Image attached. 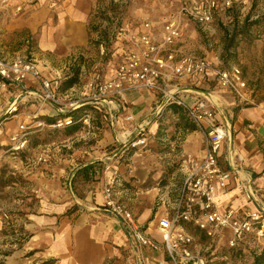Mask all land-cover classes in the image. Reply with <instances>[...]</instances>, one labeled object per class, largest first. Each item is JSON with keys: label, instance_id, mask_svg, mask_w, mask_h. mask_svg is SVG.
<instances>
[{"label": "crops", "instance_id": "obj_1", "mask_svg": "<svg viewBox=\"0 0 264 264\" xmlns=\"http://www.w3.org/2000/svg\"><path fill=\"white\" fill-rule=\"evenodd\" d=\"M181 2L178 0L180 5ZM170 15L171 12L164 11L159 18H165L162 20L165 22ZM88 17L89 13L82 12L83 23L77 35L68 29L59 44L48 40L46 49L52 59L46 62L35 59L42 77L47 80H66L70 68L79 66L78 81L61 93L63 101L72 96L81 98L80 89L92 75V67L84 61L59 60L75 50L81 54L90 47ZM126 22L130 32L146 30L140 21ZM162 22L153 23L148 30L157 41L162 37ZM178 23L181 37L173 48L183 55L206 57L195 54L190 48L189 41L194 45L196 36L189 21L183 18ZM123 36L113 44L112 64L130 48L126 34ZM238 51L244 52L239 53L237 63H229L227 67L234 65L241 72L242 98L219 87L211 72L194 83L182 80L176 85L182 89L180 96L186 100L205 97L219 122L226 126L228 134L220 146L218 161L233 175L228 190L217 196V205L221 209L247 207L258 212L264 211V35L251 46L241 44ZM26 83L29 91L24 96L18 94L14 86L12 91L0 92V119L4 114L8 117L0 125V148L3 147L0 167L10 165L7 168L22 180L12 182L14 187L3 186V194L16 192L13 203L6 204L0 199L3 209L11 205L16 211L12 214L14 217L10 215L16 227L15 240L22 243L23 249L36 253L38 259H52L55 264L120 261L135 264L127 232L103 206L104 185L116 172L113 186L116 197L130 207L148 234L161 242L156 222L167 214V203L157 206L156 202L159 197L168 202L190 170L188 159L202 157L203 133L177 106L165 107L157 115L162 98L146 89L128 90L123 102L118 99L120 103L106 102L100 110L90 112L88 124L78 122L53 128L57 119L64 118L59 116L67 111L60 113L51 104L38 110V102H34L38 101L39 85L32 79ZM14 100L16 106L8 113ZM129 115L133 119L125 120ZM141 125L149 132L147 146L137 151L120 149L118 141L123 143L126 137L134 136ZM19 126L27 128L25 149L32 153L30 158L19 157L21 150L10 148L11 137L19 133ZM108 164L115 170H105ZM248 188L254 193L251 200L246 197ZM147 253L156 258L164 255L162 251Z\"/></svg>", "mask_w": 264, "mask_h": 264}, {"label": "built area", "instance_id": "obj_2", "mask_svg": "<svg viewBox=\"0 0 264 264\" xmlns=\"http://www.w3.org/2000/svg\"><path fill=\"white\" fill-rule=\"evenodd\" d=\"M218 2L182 0L178 15L207 28L216 20ZM222 3L229 6L231 0H224ZM253 17L250 15V19ZM140 24L146 29L144 32H130L126 21L117 28L116 39L119 36L124 37L125 33L130 48L114 64L110 59L92 66L91 77L80 89L81 98L67 96V100H61V93L56 92L59 78L44 79L35 59L23 55L11 59L0 56V92L12 91L14 86L18 89V94L24 96L29 91L26 82L32 79L39 85L36 93L38 109L51 104L60 113H65L85 105H92L100 110L106 102H123V96L128 90L146 89L162 98L158 102L157 115L167 106L181 108L188 120L203 133L205 150L202 157L188 159L190 170L181 185L172 192L168 202L161 197L156 202L157 206L167 203V214L156 222L161 242L153 239L146 227L138 222L130 207L116 197L113 190L116 172H113V178L103 187V206L127 232L135 264H231L230 254L218 255V251L222 249L219 246L220 241L224 239L223 247L232 253L257 248V240L264 237V211L257 212L247 207L244 210L221 209L217 205V196L228 190L233 175L230 170L221 167L218 161L220 146L228 134L226 126L219 122L217 114L205 97L186 100L180 96L182 89L176 84L182 80L194 83L211 72L219 87L242 98L241 72L234 65L215 68L207 57L180 54L173 48L181 37V27L177 20L169 19L163 23L159 41L149 34V22L143 21ZM100 51L101 54L105 53L103 43L100 44ZM15 103L16 100L9 105L8 113L14 109ZM90 116V111L86 110L79 121L88 124ZM7 118L4 114L0 125ZM132 119L131 115L125 117L128 121ZM73 123L74 120L68 116L57 119L52 127L61 128ZM19 130V133L11 137L10 148L13 151L26 148L27 128L19 126ZM148 135L146 127L141 125L134 136L126 137L123 143L118 141V144L125 151L142 150L147 146ZM237 160L241 161V158L237 156ZM110 169L115 170L108 164L105 170ZM246 197L248 200L254 197L249 188L246 190ZM149 250L162 251L164 255L156 258L148 255ZM114 264L134 263L120 261Z\"/></svg>", "mask_w": 264, "mask_h": 264}, {"label": "rangeland", "instance_id": "obj_3", "mask_svg": "<svg viewBox=\"0 0 264 264\" xmlns=\"http://www.w3.org/2000/svg\"><path fill=\"white\" fill-rule=\"evenodd\" d=\"M217 1H219L218 15L207 28L188 20L196 36L194 45L191 40L189 42L195 54L206 56L213 67L221 68L227 67L229 63H237L239 53L244 52L238 51L241 44L251 46L264 35V29L257 35L255 27H252L255 30L254 33L248 35L241 33L246 16L253 15L254 19L264 12V0H231L229 6L222 3L224 0ZM178 4V0H0V56L11 59L19 54L32 57L39 62L49 61L53 56L46 49V41L55 40L59 44L63 36L67 35L68 29H72V32L77 35L83 23L81 14L86 12L89 13L90 47L81 54L75 50V53H70L59 60L65 58L73 63L84 61L92 67L96 63L108 62L114 58L113 44L116 40L117 25L120 26L127 20L147 21L149 26L153 23L160 24L167 17L166 15L165 18H159L164 11L171 12L168 19L179 22L183 18L178 15L180 9ZM232 29L240 31V35L234 39L235 46L226 50L229 39L227 33L232 32ZM96 30L105 31L106 34L100 36ZM184 42L187 44L188 40ZM100 43H103L105 47L104 54H101ZM247 51L251 52L250 49ZM36 102L38 101L34 103ZM29 155L32 153L28 149H23L19 157L30 158ZM7 166L10 165L5 164L0 167V192L2 193H0V199L9 204L13 203L16 192L11 190L3 194L4 184L14 187L11 185L12 182L20 183L22 180H18ZM5 207L7 209H3L0 205V264H55V260L42 261L38 259L36 253L22 248V243L15 240L16 227L12 224L11 216L16 211L11 205ZM257 242L262 244L264 237H260ZM224 244L223 239L219 243L222 249L218 251V255L230 254L231 264H249L250 260L247 257L245 258L244 255L236 257L234 253L223 247Z\"/></svg>", "mask_w": 264, "mask_h": 264}, {"label": "trees", "instance_id": "obj_4", "mask_svg": "<svg viewBox=\"0 0 264 264\" xmlns=\"http://www.w3.org/2000/svg\"><path fill=\"white\" fill-rule=\"evenodd\" d=\"M244 25H243V31H241V33L243 35H248L249 33H254L253 31L257 30V35L260 33L261 30L264 29V12L261 13L260 15H258L256 18L254 19H250V16H246L245 20H244ZM119 27V25H117L115 27V31L117 30V28ZM252 27H255V30L252 29ZM99 32V35H105V31L102 30H96V32ZM240 31L238 30H234L232 29V32L227 33V35L229 36L227 45H226V50H229L231 47H234V39L240 35L239 34ZM101 44V43H100ZM70 75L68 76V78L66 80H61V78L59 79V86L56 90L57 93H62L65 92L66 90H68L69 88H71L75 83H77L78 81V74H79V66H72L70 69ZM168 107V106H167ZM171 107V106H169ZM90 111L92 112L93 110H97L95 109L92 105H85V106H81L79 108H76L74 110H71L69 112H67L65 115H60L59 117H71L74 120V123H78L79 118H81L85 111ZM76 114V117L75 115ZM77 118V120H76ZM73 123V124H74ZM72 124V125H73ZM27 140V138H26ZM128 155V153H127ZM130 155V153H129ZM262 215L264 216V212H262ZM234 255L237 257L244 255V257L248 258L250 260L249 264H264V242L262 244H257V248L253 249V250H248L246 249V252H233Z\"/></svg>", "mask_w": 264, "mask_h": 264}, {"label": "bare ground", "instance_id": "obj_5", "mask_svg": "<svg viewBox=\"0 0 264 264\" xmlns=\"http://www.w3.org/2000/svg\"><path fill=\"white\" fill-rule=\"evenodd\" d=\"M49 42L46 41V44L48 45ZM46 44H44V46H46Z\"/></svg>", "mask_w": 264, "mask_h": 264}]
</instances>
